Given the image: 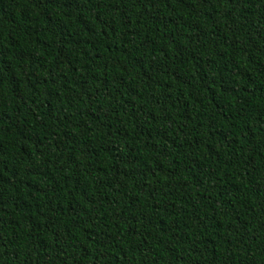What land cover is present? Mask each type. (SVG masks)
I'll list each match as a JSON object with an SVG mask.
<instances>
[{
	"label": "trees",
	"instance_id": "trees-1",
	"mask_svg": "<svg viewBox=\"0 0 264 264\" xmlns=\"http://www.w3.org/2000/svg\"><path fill=\"white\" fill-rule=\"evenodd\" d=\"M0 264H264V0H0Z\"/></svg>",
	"mask_w": 264,
	"mask_h": 264
}]
</instances>
